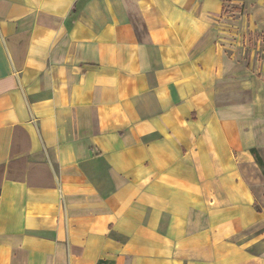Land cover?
Segmentation results:
<instances>
[{"label": "crops", "instance_id": "0c3cea01", "mask_svg": "<svg viewBox=\"0 0 264 264\" xmlns=\"http://www.w3.org/2000/svg\"><path fill=\"white\" fill-rule=\"evenodd\" d=\"M254 34L264 0H0V264H264Z\"/></svg>", "mask_w": 264, "mask_h": 264}, {"label": "rangeland", "instance_id": "374dc122", "mask_svg": "<svg viewBox=\"0 0 264 264\" xmlns=\"http://www.w3.org/2000/svg\"><path fill=\"white\" fill-rule=\"evenodd\" d=\"M262 35L260 34H254L250 37V42L248 44V49H254L255 56H258V59L264 60V44L263 46L257 43L259 39L262 41ZM259 44V45H258Z\"/></svg>", "mask_w": 264, "mask_h": 264}]
</instances>
